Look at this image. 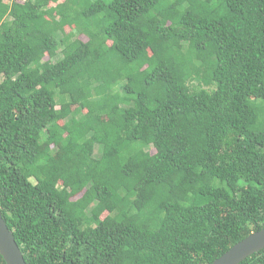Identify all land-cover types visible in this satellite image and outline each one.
<instances>
[{
	"label": "trees",
	"instance_id": "16d2710c",
	"mask_svg": "<svg viewBox=\"0 0 264 264\" xmlns=\"http://www.w3.org/2000/svg\"><path fill=\"white\" fill-rule=\"evenodd\" d=\"M0 214L26 264H211L264 229V0H0Z\"/></svg>",
	"mask_w": 264,
	"mask_h": 264
},
{
	"label": "water",
	"instance_id": "95a60500",
	"mask_svg": "<svg viewBox=\"0 0 264 264\" xmlns=\"http://www.w3.org/2000/svg\"><path fill=\"white\" fill-rule=\"evenodd\" d=\"M264 249V229L254 232L233 245L211 264H239L252 254ZM0 256L5 264H26L12 232L0 214Z\"/></svg>",
	"mask_w": 264,
	"mask_h": 264
},
{
	"label": "rangeland",
	"instance_id": "374dc122",
	"mask_svg": "<svg viewBox=\"0 0 264 264\" xmlns=\"http://www.w3.org/2000/svg\"><path fill=\"white\" fill-rule=\"evenodd\" d=\"M66 30V32H69V29L67 28V29H65ZM82 41H85V38L83 37V36H80L79 37ZM106 214H103V216H105Z\"/></svg>",
	"mask_w": 264,
	"mask_h": 264
}]
</instances>
